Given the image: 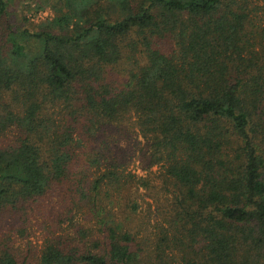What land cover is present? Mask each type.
Instances as JSON below:
<instances>
[{
  "label": "trees",
  "instance_id": "1",
  "mask_svg": "<svg viewBox=\"0 0 264 264\" xmlns=\"http://www.w3.org/2000/svg\"><path fill=\"white\" fill-rule=\"evenodd\" d=\"M50 1L29 31L0 0V264H30L31 221L35 264H264V5ZM131 116L175 188L153 238L131 223L150 187L117 141Z\"/></svg>",
  "mask_w": 264,
  "mask_h": 264
},
{
  "label": "rangeland",
  "instance_id": "2",
  "mask_svg": "<svg viewBox=\"0 0 264 264\" xmlns=\"http://www.w3.org/2000/svg\"><path fill=\"white\" fill-rule=\"evenodd\" d=\"M55 3L56 1L51 2L50 0H9L5 20L10 26H16L19 29L39 30L44 23L51 19L53 15L52 7ZM257 3L264 5V0H258ZM163 47L166 51L173 47L170 36L164 37ZM120 128L121 131L117 136V141L121 146L127 147L128 152L132 155L127 170L137 176L147 177L150 186L147 190L142 188L136 190L137 208L131 214V223L132 225L138 224L139 235L153 238L155 233H159L160 229L163 230L166 227L175 188L159 174L161 169L158 165L143 168L139 164L136 155L138 148H143L145 138L138 131L135 117L131 116L129 119L124 120ZM128 191L133 192L134 187H130ZM30 223L27 236L20 237L16 235L13 245L26 253L25 255L29 257L30 264H35L43 232L33 221ZM43 224L48 225V221Z\"/></svg>",
  "mask_w": 264,
  "mask_h": 264
}]
</instances>
